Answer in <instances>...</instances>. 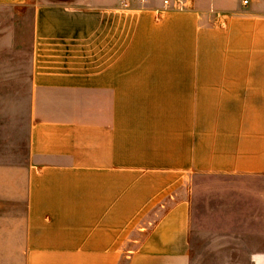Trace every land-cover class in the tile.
Segmentation results:
<instances>
[{
    "label": "crops",
    "instance_id": "0c3cea01",
    "mask_svg": "<svg viewBox=\"0 0 264 264\" xmlns=\"http://www.w3.org/2000/svg\"><path fill=\"white\" fill-rule=\"evenodd\" d=\"M165 1L0 0L34 7L31 94L0 110V264H193L195 174L242 183L264 264V0Z\"/></svg>",
    "mask_w": 264,
    "mask_h": 264
},
{
    "label": "rangeland",
    "instance_id": "374dc122",
    "mask_svg": "<svg viewBox=\"0 0 264 264\" xmlns=\"http://www.w3.org/2000/svg\"><path fill=\"white\" fill-rule=\"evenodd\" d=\"M33 25L34 7L0 6V110H9L12 104L20 107L31 94ZM186 192L192 204L193 264H250L247 245L254 237L245 223L249 208L243 204L249 198L242 183L220 175L195 174Z\"/></svg>",
    "mask_w": 264,
    "mask_h": 264
},
{
    "label": "built area",
    "instance_id": "2783aa9c",
    "mask_svg": "<svg viewBox=\"0 0 264 264\" xmlns=\"http://www.w3.org/2000/svg\"><path fill=\"white\" fill-rule=\"evenodd\" d=\"M241 1V3H242V6L243 7H247L248 5H249V0H240ZM183 2V0H176V4H181ZM165 5H167V6H169L170 5V3H169V1L168 0H166L165 1Z\"/></svg>",
    "mask_w": 264,
    "mask_h": 264
}]
</instances>
